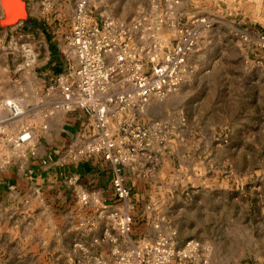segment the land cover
<instances>
[{"label":"rangeland","instance_id":"374dc122","mask_svg":"<svg viewBox=\"0 0 264 264\" xmlns=\"http://www.w3.org/2000/svg\"><path fill=\"white\" fill-rule=\"evenodd\" d=\"M24 1L23 19L9 24L0 17V118L8 97L26 110L0 124V178L14 169L35 181L37 134L64 118L55 108L54 78L76 60L67 41L77 0ZM86 1L92 23L109 18L127 33L145 70L182 29L196 36L177 88L108 118L117 142L123 123L148 131L135 153L136 173L146 182L144 225L152 223L153 238L172 236L177 246L199 239L197 264H264V0ZM27 125L32 139L17 145L14 136ZM6 190L0 187V264H75L88 249L111 247L88 244L95 223L93 237L113 231L110 216L94 220V208L79 203L73 211L57 207L38 184L25 194Z\"/></svg>","mask_w":264,"mask_h":264},{"label":"built area","instance_id":"2783aa9c","mask_svg":"<svg viewBox=\"0 0 264 264\" xmlns=\"http://www.w3.org/2000/svg\"><path fill=\"white\" fill-rule=\"evenodd\" d=\"M86 6V0H77L72 14L67 42L69 54L76 60L54 78L59 88L55 108L63 111L82 109L90 117L94 131L82 144L71 145L67 152L75 162L94 154L108 158L114 168L113 184L122 205L109 212L113 231L108 227L101 237L92 239L93 244L109 241V250L96 253L88 249L75 264H197L204 250L199 239L192 238L177 246L172 236L164 234L156 238L143 236L135 239L131 236L134 214L124 167L136 169L135 153L147 143L148 131L129 122L123 123L119 142L108 135L111 113L141 110L146 97L163 96L177 88L196 36L190 29H182L179 40L167 49L162 59L150 56L153 65L145 70L140 55L130 50L129 37L125 38L127 33L113 29L109 18L101 25L92 23L89 15L87 18ZM1 108L6 117L0 118V124L16 121L26 112L20 100L10 97L2 99ZM31 139L28 125L14 136L17 145L26 144ZM67 181L75 186L78 179L71 175ZM75 190L80 205L94 206L101 212L109 208L98 189L75 186ZM173 234L174 231L169 235ZM120 236L126 237V240Z\"/></svg>","mask_w":264,"mask_h":264},{"label":"crops","instance_id":"0c3cea01","mask_svg":"<svg viewBox=\"0 0 264 264\" xmlns=\"http://www.w3.org/2000/svg\"><path fill=\"white\" fill-rule=\"evenodd\" d=\"M1 16L3 17L4 13L0 3ZM64 112V118L58 123L59 127L50 128L48 134H37L39 151L34 153L35 155H32L30 158V165L36 171H40L35 177L36 180L33 181V176L31 175H24L23 171L20 172L12 169L4 176H1L0 187L8 189L6 190V195L25 194L34 188L35 184H38V187L42 189V192L51 204H55L61 208H68L71 211L79 203L75 186L98 189L105 202L109 205V208L97 215L98 208L91 206L90 208H94V215L90 212L88 216L90 214L93 215L94 220L108 218L110 216L109 211L111 212L116 206L122 205V201L117 196L116 188L113 184V165L102 154H94L78 162L71 160L67 149L71 145L77 146L82 144L94 131V126L90 117L82 109ZM50 153H53L55 157H52ZM47 156L49 160L45 159ZM124 174L126 176V186L131 191L130 201L133 205L134 221L131 224V236L135 239L143 236L153 238L155 231L152 228V223H149V225H144L143 223L144 219H148L147 203L143 204V198L146 194L145 179L141 178L136 173V169L130 166L124 167ZM71 175H74L78 179L75 186L69 184L67 181V178ZM75 213L80 214L79 212ZM95 226L88 228V235L90 236L88 240L89 246H92L91 240L93 239V235L91 233L93 229L95 230Z\"/></svg>","mask_w":264,"mask_h":264},{"label":"water","instance_id":"95a60500","mask_svg":"<svg viewBox=\"0 0 264 264\" xmlns=\"http://www.w3.org/2000/svg\"><path fill=\"white\" fill-rule=\"evenodd\" d=\"M4 16L2 21L13 24L26 16L24 0H0Z\"/></svg>","mask_w":264,"mask_h":264}]
</instances>
